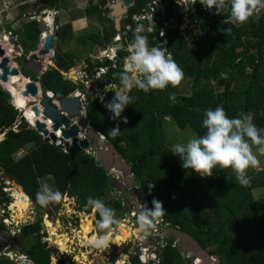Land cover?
Instances as JSON below:
<instances>
[{
	"label": "trees",
	"instance_id": "trees-1",
	"mask_svg": "<svg viewBox=\"0 0 264 264\" xmlns=\"http://www.w3.org/2000/svg\"><path fill=\"white\" fill-rule=\"evenodd\" d=\"M56 1L46 0L36 5L39 15L35 20L45 24L42 10L51 9ZM147 1L135 0L128 15L130 18L123 20L122 25L128 24L133 28L131 16L140 12ZM193 3V10L188 15L191 22L199 21L208 11L200 4V0H194ZM84 15L92 18L95 24L78 32L83 33L80 39H76L79 47L61 51L60 42L68 45L75 38L70 23L58 26L53 66L39 77L41 90L51 92L55 99L67 97L76 91L78 85L65 79L64 74L82 59L88 65L89 76L95 66H111L107 60H91L85 54L93 52L96 46L100 48L94 54L106 48L115 33L113 22L104 20L99 7L91 3ZM230 18L228 8L220 13L212 8L207 34L201 38L195 51L183 41L177 27H168L165 36L167 42L159 48L171 54L183 70L181 82L175 87L169 86L147 94L133 88L129 95L135 99L124 108L121 118L116 120L110 119L111 113L104 107L114 96V91L108 90L88 103L85 116L87 124L104 136L124 161L130 163L146 206L151 208L153 199L160 201L166 221L190 235L197 242L201 253H208V264H215L217 258L216 264H264V169L248 172V183L245 185L236 180L231 169L216 167L210 176L201 177L191 169L182 168L180 157L162 144V123L166 117L177 128H190L196 136H201L205 133L202 127L204 111L217 106H222L229 117L251 112L253 123L258 129H264V9L237 25ZM35 20L25 23L22 32L7 31L17 36L25 53L35 50L39 34L44 29H40ZM177 20L179 22L180 17ZM55 22L58 23L57 17ZM155 36H148L149 46L157 44L153 40ZM124 56L125 52L118 50L115 68L109 67L102 77L103 82L108 80L112 86L120 87L118 73L122 70ZM21 58L25 60V56ZM247 69H250L249 73ZM222 72L226 73L225 77H221ZM22 74L33 81L36 79L23 67ZM187 78L191 81V93L177 95V87ZM207 80L215 81L221 91L217 92L208 86ZM91 83L94 82L91 80ZM169 93L175 94V102L168 99ZM101 95L104 97L103 102L99 99ZM86 97L89 98V94ZM8 98L9 94L0 87V133L6 132L0 141V172L20 186L35 206L36 213L49 217L52 206L57 210L58 203L41 208L35 202L40 180L50 178L53 187L60 190L63 196L76 198L80 209L88 207L87 195L96 194V198L119 214L120 220L124 219L125 207L120 210L119 202L102 199L109 188L108 175L95 158L82 150L71 152L69 149L63 153L61 147L44 140L20 117ZM124 117L127 118L126 124L122 122ZM116 126L120 132L113 137L109 130ZM21 150L25 152L24 155L16 158ZM149 184H152L150 191ZM2 189L0 185V197L3 199L5 193ZM95 217L99 219L97 213ZM42 228L41 218H38L21 227L15 240L14 249L26 255L31 264H50V250L43 241L47 235L41 232ZM0 229H4L1 218ZM130 235L122 237L129 238ZM29 239H33V242L23 248V243ZM112 239L113 243H135L131 238L128 241L118 237ZM119 248L121 252L115 256L121 255L128 261L129 245ZM158 257L157 264H186L179 249L172 247L170 240ZM0 264L12 263L8 259H0ZM56 264L77 263L65 256Z\"/></svg>",
	"mask_w": 264,
	"mask_h": 264
},
{
	"label": "clouds",
	"instance_id": "clouds-1",
	"mask_svg": "<svg viewBox=\"0 0 264 264\" xmlns=\"http://www.w3.org/2000/svg\"><path fill=\"white\" fill-rule=\"evenodd\" d=\"M200 4L208 9L214 8L217 13L228 8L235 23H244L255 12L264 9V0H200ZM144 31V25L137 24L133 39L126 46L128 54L123 60L122 70L118 73L120 87L114 91L113 98L104 104L112 120L121 118L124 108L135 99L129 95L133 88L147 94L153 90L175 87L183 79V70L171 54H166L164 48L150 47L147 37L141 34ZM99 99L103 102V95ZM168 99L175 102V94L169 93ZM253 119L251 112L229 117L222 106L206 109L202 119L205 133L193 136L184 143L173 144L172 151L180 157L182 168L191 169L201 177L210 176L216 167L231 169L236 180L245 185L248 183L247 170L260 166L256 153L264 155V129H258ZM122 122L126 124L127 118H122ZM119 132L118 126L109 130L113 137ZM253 146H257L255 152ZM151 187L152 184H149V191ZM62 199L63 193L47 182L40 184L35 195V202L41 208ZM86 205L99 216L95 221L96 234L88 243L102 251L109 247L110 237L117 224L114 210L98 198L89 197ZM151 205L149 208L141 204L140 211L136 213L135 231L144 236L150 235L165 215L160 201L153 199ZM19 255L24 264H31L26 255Z\"/></svg>",
	"mask_w": 264,
	"mask_h": 264
},
{
	"label": "rangeland",
	"instance_id": "rangeland-1",
	"mask_svg": "<svg viewBox=\"0 0 264 264\" xmlns=\"http://www.w3.org/2000/svg\"><path fill=\"white\" fill-rule=\"evenodd\" d=\"M44 1H46V0H0V40L4 34L8 33L7 31L22 32L23 25L25 23L32 21L27 16L28 13H36V10H37L36 5H39ZM191 2H194V0H192ZM58 3H59V8H58V14L56 16L58 19V23L54 22L53 25L57 24L58 26H60L64 23H70L72 18L75 20V18H79L82 16V14H80V12L82 10L80 8H78V9L76 8L77 3H75L74 1H72V0H58ZM188 8H189V6H188ZM190 9H191L190 10V12H191L193 10L192 5H190ZM207 10H208L207 11L208 14H206L207 12L204 13L199 21L191 22L189 19L184 21L183 17H182L181 22L177 24L179 31H180V35L183 38V41L193 51H195L198 48V44L201 40V34L203 35L204 30L206 31L207 27L209 26V23H210L209 19L211 16L212 8L207 9ZM223 11H225V9L222 10L221 12H223ZM102 18L106 21L109 20V19H106L104 16H102ZM35 21L38 23V26L40 29L44 28L45 24L43 22H40L39 20H35ZM230 21L234 25L240 24V23H235L231 18H230ZM94 24H95V22H92L89 19L88 29ZM70 26H71V23H70ZM92 31H94V30H92ZM92 33L96 34V32H92ZM73 34H75V36H74L75 39L73 42H69L68 45H66L64 42H60V46H61L60 50L61 51H66L67 49L79 47V45L76 44V39H80V37H82L83 33L80 32V33H73ZM7 36L9 38V44L11 45V43H12L11 36L9 34ZM214 38L216 39V36ZM5 40H6V38H4L2 40V44L0 43V47L1 48L4 47V49L6 47V46H4ZM10 40H11V43H10ZM14 40H16L17 43H19L17 40V37H15ZM37 44H38V41H37ZM55 46H56V41H55L54 48L51 51V55L46 57V59L48 58V60H49L48 62H52V58L54 57V52H55V50H54ZM19 47H20V45H19ZM21 49H23V48H21ZM35 49H37V47ZM6 50L8 51L7 47H6ZM102 50H104V49H100L99 51H102ZM33 51H30V52H33ZM22 52H23L22 54H17L16 56H9V55H7L8 52L6 53L4 51V53H6L5 54L6 58L9 60V65H14L20 71L21 74H22V67H23L22 62L25 61L29 57V54H30V52L25 53L26 51L24 49ZM97 53L94 54L93 52H91V54H88L89 56L86 54H85V56H87L89 59L93 60L94 59L93 56L97 55ZM21 56H25V60H22ZM83 58H85V57H83ZM18 59H20V62H18ZM43 61L45 64V59ZM101 61H103V60H101ZM87 67H88V65L82 59L81 61L77 62L73 68L69 69L68 72L64 74L65 79L70 80V81L74 82L75 84L82 86L84 91H86L85 89L88 88L87 94H89L90 97L87 98L85 95V97H84L85 100L83 101V104H82L83 108H84V115H86V106L88 105V103H90L89 102L90 98L94 95V86H95L94 84L95 83H91V80H92V76L94 73L93 70H95V67H97V66H95L93 68L91 75H90L91 79H89V80H87L88 77H86V74L88 72ZM48 68H49V66H47L45 68V70H47ZM246 72L249 73L250 69H247ZM71 73H73V74L71 75ZM37 76H39V74ZM225 76H226V73L222 72L221 77H225ZM71 77L73 79H71ZM102 77H101V80L103 81ZM25 80L28 81L27 79H25ZM207 81H209L208 86L213 87L215 89V91H217V92L221 91V89L219 87H217L215 81H213V80H207ZM6 84L7 83H3L0 81V87L4 91H6V88H7ZM118 89H119V87H116V86H111V87L108 85L106 87L102 86L101 90H99V93H100V91H101V93H103V92H106L108 90L116 91ZM75 93H77V92H75ZM175 93L177 95H189L191 93V81L187 78L184 82H182L177 87V91ZM29 105H27V108H29ZM14 108L16 109V107H14ZM17 111L20 113V115H22V112L20 110L17 109ZM28 126L31 127L29 124H28ZM1 135H2V133H0V137H1L0 141H2L4 138ZM162 136H163L164 145L167 148L172 149L171 146L173 144L184 143L187 141V139H189L193 136H196V135L194 134V132L190 128H186L184 130L177 128L175 126V124L171 120H169V118L166 117L165 121L162 123ZM48 142L51 143L50 140H48ZM53 144L56 145V143H53ZM56 146H58V145H56ZM59 147H61L63 153H67V150L70 149V146L65 147V146L61 145ZM256 147L257 146H253L254 152H255ZM24 153L25 152L23 150H21L16 155V158L21 157L22 155H24ZM84 153H86V152L84 151ZM86 154H89V153L87 152ZM256 154L258 156V159L260 160V166L257 168H249L247 170V173L251 172V171L259 172V171L264 169V155H261L259 153H256ZM89 155H91V154H89ZM116 176H122V175H121V173H117ZM0 180H1L0 185L3 186L2 191H3V193H5V196L3 199L0 197V218H1V223L4 225V229H0V247L2 248L0 250V259H8L12 264H24V262L22 261L20 255H19V254H23V253L14 249L15 240L18 237V235L20 234L19 231H20L21 227H23L25 225H29V224L35 222L38 218H41V225L43 227L42 229H44V231H41V232H45L47 235V238L43 239V241L46 243L47 248L50 250V264H56L60 258L65 257V256L71 257L77 264H86V261H83V259L81 257L82 255H85L86 259L89 261L94 260V258L99 255V256H102V258L106 259V261H111L113 264H126V262H127L126 259L113 256L117 252H121V248H119V246H121V245H129L128 264H131L130 260L132 257L133 247H134L135 243H133V242H126V243H121V244L120 243H113L112 238L118 237L120 239H126L127 241L130 239V237L129 238H123L122 236L126 237V233H127L126 228L127 227H129L130 229H132L133 226L135 227V224H134L135 220L132 218L131 214L132 213L136 214V212L138 211L137 209L141 205L139 203V201H141V200H139L137 203H132V207H130V208L126 207L125 205L122 206L123 208L125 207L124 209L126 211L124 214V219H122V220H120L117 217V216H119V214L117 212H114L115 219H116V221H118V223L114 227V231L110 237L111 242L109 244V247L106 248L105 250L101 251V250H98V249L91 247V245L87 242V240L85 241L83 239V237H84V235H83L84 226H86V227L88 226V225H85L86 219L88 218V216H90L92 214H93L92 215V217H93L92 218L93 219L92 228H91V231L88 233L89 236L87 234L85 236L91 237V236H93V234L94 235L96 234L95 221L97 219L94 220L95 219V212H93L91 208L82 207L80 209L76 198H69L66 195H64L63 199L60 202H58V204H57L58 205L57 210H55L54 207L52 206V208H51L52 212L49 215V217H47V215L39 216L35 211V206L29 200L30 205L27 208V213L24 214L22 219H16V218H14L15 214L13 213L14 212L13 207L16 204V200L18 198V192L21 191V189L14 186L12 184V182L14 184H15V182L14 181L11 182L7 177L3 176L1 174V172H0ZM44 182H47L51 186H53L52 180L50 178L40 180V184L44 183ZM133 187L138 188L136 183L134 184ZM133 187H126L123 184H121L120 190L121 191L123 190L125 192L129 189L130 191L135 192L133 190L134 189ZM114 190L116 191L117 188H115ZM121 191H120L119 195H116L117 199L122 197L120 195L122 193ZM261 191L262 190H260V192ZM127 193H128V191H127ZM12 196H14V198ZM141 196H142V193H141ZM89 197L96 198V194H94V195L89 194V195H87L86 199L88 200ZM262 197H264V195ZM123 198L125 200L130 201V198H126V197H123ZM102 199H104V197ZM142 199L144 200L143 196H142ZM105 200H109V199H105ZM120 201L123 202V200H120ZM142 205H143V203H142ZM4 219L6 220V222H3ZM45 220L49 221L52 225H54L56 223V225L58 227V229L56 230V233L59 236H63L66 240H68L67 241L68 243H66L65 252L60 253L55 248L49 247V244H48L49 243L48 242L49 233H48L47 227L44 224ZM81 221H83V223H81ZM161 221L164 224L166 222V218L164 217L163 220H161ZM120 224H122V225H120ZM54 227H55V225H54ZM158 228L156 227L155 229H153L151 231L150 235L145 236V239L143 240L145 243V247L149 248V252H147V258H152L154 256L156 264L159 261L158 256H159V252H160V246L159 245H158V249H155L156 244H158V242H157V236L158 235L156 234V230H158ZM175 228L178 229V227H175ZM139 235H140V233H139ZM32 242H33V239H29L25 243H23L22 247L27 248ZM174 248H177V247H174ZM196 251L197 252L193 253L190 251L189 248L188 249L185 248V250H183V251H181V249L179 250V252H180V254H182L181 256L185 260L186 264H208V262H207V259L209 258L208 253L206 251H203V255H202L201 251H199V252H198V250H196ZM114 258H116V259L113 261ZM105 262H104V264H105Z\"/></svg>",
	"mask_w": 264,
	"mask_h": 264
},
{
	"label": "bare ground",
	"instance_id": "bare-ground-1",
	"mask_svg": "<svg viewBox=\"0 0 264 264\" xmlns=\"http://www.w3.org/2000/svg\"><path fill=\"white\" fill-rule=\"evenodd\" d=\"M160 1L163 3V9L162 10L159 8V6L157 5V3L155 1L148 0L146 5L141 9L140 12H138L136 14H133L131 16V20L134 23V27L132 28L128 24L122 25V21L127 19V18H130V17H128V15L130 14L129 12H130L131 8L133 7L135 0H132L127 7L124 6L123 0H114V2L112 3L111 8H109L107 6L108 4H106L104 1L95 2L94 0H84V5H83L82 8L87 7L88 4H90V3L92 5H97L99 7L100 11H101V17L104 16L106 19L111 20L113 22V26H114V29H115V33L113 35V38H112L111 42L106 46V48L104 50L99 51L97 53V55L93 56L94 59L99 60V61L107 60L108 62L111 63V66H108V65L107 66H97V67H95V70H93L94 73H93L92 79L96 76V73H98L99 69H102L103 72H101L100 75L96 79V82L94 84L95 85L94 86V95L90 98L89 102H92L99 94H101V91L99 93V90H101L102 86L106 87L107 85L108 86L111 85L110 83H108V80H105V82H103L101 80V77L106 74V71L109 69V67L115 68V65H116V62H117V52H118V50L122 49L125 52L124 58L127 56L128 53L126 51V46H127L128 43H130L132 41L131 38H133L134 30H135L137 24H143L144 25L145 31L142 32L141 34L145 35L148 40H149V38H148L149 35H153V34L156 35L153 38V40H155L157 42L155 47H159V46H162V45L164 47L165 43L167 42L166 38H165L167 28L168 27H171V28L177 27L178 28L177 24L181 22L182 17H183L184 21L189 19L188 15H189L190 10H191L190 9V5L193 6V2H191L192 0H184V2L183 1L181 2L180 0H160ZM55 3L58 5L57 2H55ZM117 3H120L122 8L125 9L124 13L121 14V12L123 11L122 8L119 9L118 6L114 7L115 4H117ZM188 6H189V8H188ZM116 8H118L119 10L116 9ZM55 11L56 10H54V7H53V11H50V10H44L43 11V14L46 16V18L49 17V20H50L48 27H51V26L54 27V38L52 39L53 40V45H52V47L49 50V53H48L49 55L48 56H50V53H51L52 49L54 48L55 41H56V31H55V26L53 25V19L55 17ZM112 11H113V15H116V16L120 15L119 16V23H118L117 26L114 23L115 20H114V17L112 16ZM52 14H54L53 18L51 17ZM38 15H39V13L36 10V13H28L27 16L30 18V20L34 21L38 17ZM141 17H143V18H141ZM146 17H148V18H146ZM179 17H180V21L178 22L177 19ZM135 18H138V20L136 21ZM32 21H30V22H32ZM178 30H179V28H178ZM44 33L46 35L48 34L46 29L42 30L40 32L39 37H38V44L36 45L37 49H35L33 52L37 51L38 49H42L43 44H44V41L42 42V40H43L42 39V35ZM179 33H180V31H179ZM8 34L11 36V39H12V43H11V40H10L11 45L9 44V38L7 36ZM160 34H162V36H160ZM205 35H206V31L204 30V34L203 35L201 34V38L205 37ZM15 37H17V36H15V35L13 36V35H11V32H8L7 34H4L2 36V38H1V40H0V43L2 44V40L4 38H6V40L4 42V44H5L4 46H6L8 48V51L6 50V47H5V49H4V47H2V48L4 49V51L6 53L8 52L7 55H9V56H16L17 54H22L23 53L22 52L23 49H21L22 47L21 46H20L21 48L19 47L20 43H17L16 40H14ZM17 40H18V38H17ZM13 45L14 46L16 45L18 47L19 51H16L15 47ZM150 47H152V46H150ZM33 52H30L29 56ZM5 58H6V55H5ZM124 58H123V60H124ZM39 59H41V61L43 63V70H42L43 72H44V70H45V68L47 66H49V67L53 66L52 62H48L49 60L46 61L45 64H44L43 60L44 59L47 60L48 58L46 59V57H45V58H39ZM18 60H20V59H18ZM10 66H13L14 68H16L14 65H10ZM42 71H40L41 74L43 73ZM40 73H38L39 76L35 75V78H36L35 82L39 83V77L41 75ZM86 77H88L87 80L91 79V76H89L88 74H86ZM25 79L31 80L29 77L23 76V74H21L19 76H8V82L6 84V86H7L6 91H8L7 92L8 94L10 93L9 97H12V104L13 105L11 103L10 104L12 106L16 107V110L17 109L20 110L22 112L21 117L31 127L34 128V121L36 120V117L34 116L33 112L30 109V107L27 108V105H29L32 102H36L37 100H36V98H33L31 96H27V97L21 96L20 90H21V88L24 87L25 83H27V81ZM22 80H23V82L20 83ZM13 83H15L16 85L18 84L20 89L18 90L15 87H13L11 85ZM102 83H104V84H102ZM100 85H102V86H100ZM40 88H41V86H40ZM85 90L86 91H84L83 88L81 90L76 89L75 92H77V93L74 92V93H72L70 95H76V96L80 97L81 103L83 104V101L85 100L84 97L88 93L87 92L88 88H86ZM41 92L42 93H44V92L49 93L51 98H53L54 100H58V99H55L53 97V94L51 92H47V91L43 92L42 90H41ZM82 113H83V117L86 119V116L84 115L83 105H82ZM77 119L78 118H76V120ZM72 122L74 123V121H72ZM46 123H47L48 129H49V126H51L52 124L49 121L46 122ZM49 132H51L50 129H49ZM55 135L57 136L56 145L61 146L62 144H60V142H59V140L61 138L60 132L59 131L56 132ZM97 135H98V138L100 139V141H105L106 142L104 136H102L98 132H97ZM78 137L80 139H84L83 138L84 137V131L81 132ZM0 140H1V137H0ZM91 155L94 157L93 154H91ZM117 173H119V172L115 171L114 169H111L110 172L107 173V175L108 176H113L116 179H120L119 186H121V184L126 183V181H125L126 178H124L122 176H116ZM134 182H135V179L133 177L132 185L130 187L134 186ZM12 184L14 186H16L17 188H20V186H18L16 183L14 184L12 182ZM124 186H126V184H124ZM134 189L139 190V193L141 194L139 188H134ZM105 199H110V198L104 197L103 200H105ZM139 203L140 204L143 203V205H146V202L144 203L143 199L141 201H139ZM29 205H30V203H29L28 197L22 191H19L18 192V198L16 200V204L13 207V209H14L13 213L15 214V215L13 214L14 218L22 219L24 214L27 213V208L29 207ZM140 206L137 209L138 211L140 210ZM131 215H132V218L135 220L136 214L132 213ZM92 218H93L92 215L88 216V218L86 219V224H85V225H88V226L87 227L84 226V231H83L84 237H83V239L85 241L87 240V242L92 238V236L91 237L85 236L86 234L88 235V233L91 231L92 222H93ZM163 218L164 217L160 218V221H159V223L157 225V228L159 227L158 230H156V234L158 235L157 236L158 244H156L155 249H158V245H159L160 246V252H161V250L166 245V242H168L170 240V243H171L172 247H177V249H179V250L181 249V251L185 250V248L186 249L189 248L190 251L193 252V253L197 252L196 250H198V252L200 251L199 246H198V249L197 248L196 249L192 248L191 243H189L190 241L187 242V243H183L182 240L177 237V235H176L177 233L184 234V235L190 237V239L192 241H194V240L192 239V237L190 235H188L186 233H183L180 230L178 231L177 228L172 227L171 224L168 223L167 221L163 224V222L161 221V220H163ZM44 224L47 227V230H49L48 231V233H49V239H48L49 247L55 248L60 253L61 252H65L66 243H68L67 242L68 240H66L63 236H59L56 233V230L58 229L56 223L54 224L55 227H54V225H52L47 220L44 221ZM134 224H135V222H134ZM50 227H51V229H50ZM126 235H127V233H126ZM194 242L197 244L196 241H194ZM135 246L139 248V252H140V254L138 256V264H156L154 256L152 258H147V252H149V248L145 247L144 241H142L141 243L136 241L135 242ZM133 252H134V250H133ZM81 257H82L83 261H86V264H104V262L106 261V259L102 258V256H99V255L97 257H95L94 260H91V261L87 260L85 255H82Z\"/></svg>",
	"mask_w": 264,
	"mask_h": 264
},
{
	"label": "water",
	"instance_id": "water-1",
	"mask_svg": "<svg viewBox=\"0 0 264 264\" xmlns=\"http://www.w3.org/2000/svg\"><path fill=\"white\" fill-rule=\"evenodd\" d=\"M132 0H123L124 6H128ZM157 3L159 8L163 9V3L160 0H153ZM119 9L122 8L120 3L115 4L114 7ZM57 4L54 5V10H56ZM116 8V9H118ZM118 9V10H119ZM124 13L125 9L122 8ZM115 20V25L119 23V16L113 15ZM54 17V14L51 15ZM48 34L44 39V44L42 49H38L33 52L25 61L22 62V66L25 70L31 75L35 76L43 70V63L39 58H45L49 54V50L53 45L54 38V27H48ZM14 46V45H13ZM15 50L19 51L18 47L15 45ZM4 50L0 47V81L3 83L8 82V76H19L21 75L20 71L13 66L9 65V60L4 57ZM41 74V73H40ZM23 80L20 82L22 83ZM16 89H20L19 85L13 83L11 84ZM78 90H81L80 85L77 86ZM8 92V91H7ZM10 94V93H9ZM20 94L23 97L31 96L36 98V102H33L29 105L31 111L33 112L36 120L34 121V130L44 138V140L56 143L57 136L56 132H60V144L65 147L70 146L71 152H79L80 150L93 154L95 161L103 168L105 173H109L111 169L123 173L124 171L127 174H130V166L123 160L122 156L117 153L113 146L105 141H100L98 138L97 132L88 126L86 119L83 117L82 113V103L80 97L76 95H69L68 97L60 98L54 100L50 97L49 93H42L40 84L33 80H28L25 83L24 87L21 88ZM11 96V95H10ZM8 102L12 104V97L8 98ZM76 118H78L76 120ZM71 120V121H70ZM51 122L49 129L46 122ZM74 121V123L72 122ZM160 122L157 123V128H159ZM84 131V139H80L78 136L81 132ZM5 132L2 133L4 137ZM79 142V143H78ZM163 144V140H162ZM120 179H116L113 176H108L107 182L111 188V191H114V188L120 189L119 186ZM126 186L130 187L132 185L133 177L126 179ZM136 194L139 193V190L133 189ZM110 196H108L109 198ZM44 231V229H42ZM178 238L182 240L183 243H191L192 248L198 249V245L190 239V237L177 233ZM138 255L139 248L135 247L134 254L131 257V264H138ZM203 255V253H202ZM217 258V257H216ZM218 258L216 259V263ZM215 263V264H216ZM105 264H113L111 261H106Z\"/></svg>",
	"mask_w": 264,
	"mask_h": 264
},
{
	"label": "flooded vegetation",
	"instance_id": "flooded-vegetation-1",
	"mask_svg": "<svg viewBox=\"0 0 264 264\" xmlns=\"http://www.w3.org/2000/svg\"><path fill=\"white\" fill-rule=\"evenodd\" d=\"M57 3H58V1H56ZM54 5H55V3H54ZM54 7V6H53ZM53 7L51 8V9H48V10H50V11H53ZM58 8H59V3H58V5H57V9H56V11H55V17H56V14L58 13ZM44 10H47V9H44ZM44 10H42V12L44 11ZM50 16V15H49ZM55 17H54V19H53V23L55 22ZM44 21H45V27H44V29L43 30H45L46 29V31H47V29H48V25H49V22H50V20H49V17L48 18H46V16L44 15ZM74 25H75V27L76 26H78V25H84V21L83 20H79V21H76L75 23H74ZM55 26V31H57V29H58V25H54ZM45 37H46V34H44V37H43V41H44V39H45ZM46 61H48V59L47 60H45V62ZM52 64V63H51ZM124 160V159H123ZM126 162V161H125ZM127 163V162H126ZM130 167V174H127L125 171L123 172V173H121V175L124 177V178H126V179H129V177L131 176V177H134L133 176V174H132V170H131V165H130V163H127ZM125 184V183H124ZM123 184V185H124ZM134 184H135V182H134ZM120 189H117L116 191L114 190L113 192L111 191V188L109 187L106 191H105V195H104V197H106V198H108V196H110L109 198H110V200L111 201H113L114 202V200H115V202H116V200H117V202H119V204H120V210H122L123 208H122V206L123 205H125L126 207H128V208H130V207H132V203H137L139 200H142V196H141V194L140 193H138V194H136L135 192H132V191H130L129 189L127 190L128 191V193H127V191H121L122 193L120 194L122 197H120L119 199H117L116 198V195H119V193H120ZM115 196V197H114ZM13 198H14V196H12ZM123 197H126V198H130V201H128V200H125ZM120 200H123V202L122 201H120ZM125 200V201H124ZM140 211V210H139ZM138 211V212H139ZM137 212V213H138ZM90 213V212H89ZM88 213V214H89ZM93 215V214H92ZM117 217H119V216H117ZM94 220H96V217H95V219ZM131 234V235H130ZM128 235H130V238L131 239H133L134 240V242H142L144 239H145V236L143 235V234H140L139 235V233H137L136 231H135V227L133 226V228L132 229H130L129 227H127V236ZM132 236V237H131ZM135 245H134V247H133V250L135 249ZM133 254H134V252H132V256H133ZM139 254H140V252H139ZM139 256V255H138ZM116 257H121V258H123L121 255L120 256H116ZM126 264H128V261L126 262Z\"/></svg>",
	"mask_w": 264,
	"mask_h": 264
},
{
	"label": "crops",
	"instance_id": "crops-1",
	"mask_svg": "<svg viewBox=\"0 0 264 264\" xmlns=\"http://www.w3.org/2000/svg\"><path fill=\"white\" fill-rule=\"evenodd\" d=\"M72 1H74L75 3H77V9L78 8H80L82 11L80 12V14H82V16L81 17H79V18H75V20H73V21H71L70 23H71V31L73 32V33H78L79 31H82V30H85L86 28H87V26H88V24H89V19L91 20L92 18H90V17H87V16H85L84 15V11H85V9L90 5V4H88V6L87 7H85V8H82L83 6L82 5H84V0H72ZM79 9V10H80ZM84 9V10H83ZM58 14V13H57ZM57 14H56V16H57ZM79 20H83L84 21V25H78V26H76L75 27V25H74V23L76 22V21H79ZM92 21V20H91ZM93 22V21H92ZM105 24V23H104ZM106 25V24H105ZM102 26H103V24H102ZM100 29H101V27H99ZM71 32V33H72ZM72 33V34H73ZM74 36H75V34H73ZM73 36V37H74ZM99 46H96L92 51L94 52L97 48H98ZM100 48V47H99ZM91 54V53H90ZM50 55H51V53H50ZM144 203H145V201H144ZM50 229H51V227H50ZM49 231V230H48ZM122 236V235H121ZM127 236V235H126ZM105 250V249H104ZM114 257H115V255H113ZM108 259V258H107ZM116 258H114L113 259V261L115 260ZM109 260V259H108Z\"/></svg>",
	"mask_w": 264,
	"mask_h": 264
},
{
	"label": "built area",
	"instance_id": "built-area-1",
	"mask_svg": "<svg viewBox=\"0 0 264 264\" xmlns=\"http://www.w3.org/2000/svg\"><path fill=\"white\" fill-rule=\"evenodd\" d=\"M94 1H95V2L104 1L106 4H108L107 6H108L109 8H111L112 3L114 2V0H94ZM180 1H181V2L183 1V2H184V0H180ZM141 18H143V17H141ZM146 18H148V17H146ZM135 20L137 21L138 18H135ZM160 36H162V34H160ZM101 72H103V70H102V69H99L98 73H96V76L92 79V81H93L94 83L96 82V79H97V77L100 75ZM3 222H6V220L4 219Z\"/></svg>",
	"mask_w": 264,
	"mask_h": 264
}]
</instances>
